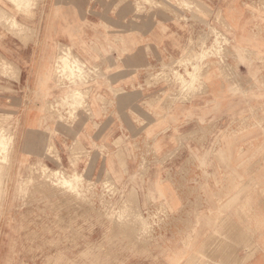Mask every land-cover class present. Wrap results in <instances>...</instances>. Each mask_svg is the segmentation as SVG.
<instances>
[{
	"label": "crops",
	"instance_id": "1",
	"mask_svg": "<svg viewBox=\"0 0 264 264\" xmlns=\"http://www.w3.org/2000/svg\"><path fill=\"white\" fill-rule=\"evenodd\" d=\"M198 1L208 10H223L229 24L246 25L243 3L251 0ZM144 8L139 10V0H0V114L17 115L19 135L43 138L42 152L46 151L45 138L52 137L69 168L76 160L72 147L82 146L79 168L91 171L99 181L106 178L107 170L120 176V158L127 154L130 184H142L137 172L148 169L145 184L163 185L169 202H176L179 208L202 200L200 214L209 220L217 198L210 192L199 195L182 193L184 190L177 195L169 185L197 187L193 179L203 169L226 170V177L242 182V191L226 198L232 208V230L226 232L239 242V234L248 233L251 222L264 224L260 203L252 216H239L250 208L251 201L263 200L260 193L249 190V145L243 140L216 142V135L228 132V123L238 118L239 113L232 110L239 100L195 96L172 101L161 96L159 84L149 87V71L185 56L180 48L188 38L184 26L193 22L176 19L148 3ZM182 12L191 17L188 11ZM208 18L215 23L213 13ZM237 31L242 41L252 40L246 31ZM65 54L79 60L84 77L65 73L61 68ZM201 65V61L195 63L193 69ZM179 78L182 87L191 80L182 72ZM192 78L193 82L197 79ZM74 89L76 101L68 100ZM64 97L73 106L86 103L73 113L74 119L68 110L64 118L48 111L49 102ZM214 100L219 104L217 113L210 107ZM29 143L23 141L22 145ZM205 223L195 230L201 240L211 232V225Z\"/></svg>",
	"mask_w": 264,
	"mask_h": 264
},
{
	"label": "rangeland",
	"instance_id": "2",
	"mask_svg": "<svg viewBox=\"0 0 264 264\" xmlns=\"http://www.w3.org/2000/svg\"><path fill=\"white\" fill-rule=\"evenodd\" d=\"M146 3L170 12L176 19L193 22L184 26L188 38L180 48L185 56L149 71L146 84L149 87L159 84L161 96L172 101L195 96L239 100L232 110L239 113L238 118L228 123V132L220 131L216 135V142L243 140L249 145V190L260 193L263 200L251 201L250 208L239 216H252L259 203L264 210V0L243 3L244 29L229 24L220 8L208 10L198 0H139L140 11ZM182 11H188L191 17ZM212 13L215 23L211 24L208 17ZM237 28L249 33L252 40L242 41ZM216 38L222 50L213 51ZM200 61L202 65L194 70L193 65ZM61 68L72 77L85 74L79 60L68 54L62 56ZM188 69L192 70L191 74ZM180 72L186 79L197 78L189 91L182 88ZM62 78L65 79V74ZM211 102H215L210 106L212 112H219L218 101ZM57 103L51 101L48 111L64 118L68 110L72 119L76 117L73 113L86 105L83 101L75 106L69 102ZM16 116L0 114L3 134L0 135L3 160H0L3 164L0 162V173L5 174L6 188L0 206V264H264V224L251 222V230L239 234V242L226 232L232 228V208L226 198L229 193L242 191V182L238 184L235 178L226 177V170L203 169L200 177L193 179L197 187L169 185L177 195L179 190H184L182 193L199 195L210 192L217 198V207L211 210L209 220L200 214L202 200L188 208H179L176 202H169L163 185L145 184L148 169L137 172L142 184H130L132 174L127 167V154L120 155L123 166L120 176L115 177L107 170L108 182L99 181L87 169L80 170L78 150L81 148L76 145L72 147L76 158L73 168L64 166L52 137L45 138L46 151L42 152L40 143L44 139L32 134L19 135L21 125ZM23 141L30 143L23 146ZM2 145L8 149L7 153ZM61 171L72 178L74 174L81 176L77 189L74 182L68 188L62 184ZM168 172L172 174V170ZM203 223L211 225V232L201 240L195 230Z\"/></svg>",
	"mask_w": 264,
	"mask_h": 264
},
{
	"label": "bare ground",
	"instance_id": "3",
	"mask_svg": "<svg viewBox=\"0 0 264 264\" xmlns=\"http://www.w3.org/2000/svg\"><path fill=\"white\" fill-rule=\"evenodd\" d=\"M206 10V9H205ZM17 25V24H16ZM21 29V28H20ZM213 45H212V49H213V51L215 50V49H217V50H220L221 49V46H220V40H219V38H216V40L214 41V43H212ZM222 50V49H221ZM230 66V65H229ZM76 67V66H75ZM63 79V78H62ZM181 79V78H180ZM184 81V80H183ZM194 80H193V78H191V80L190 81H188V82H186V86H183L182 88H183V90L184 91H189L188 89H191V87L193 86V84H194V82H193ZM181 91V89L179 90V92ZM182 92V91H181ZM70 93V92H69ZM188 94H190V93H188ZM78 95L76 94V91H75V89H74V93H73V96H72V99H74L75 97H77ZM67 97V96H66ZM66 97H64L63 99H62V101H59L58 103L59 104H61V103H64V104H67V98ZM75 100V99H74ZM76 101V100H75ZM50 103V102H49ZM57 103V104H58ZM76 103V102H75ZM52 105V104H51ZM55 108V107H54ZM49 110V109H48ZM54 111V110H53ZM60 111V110H59ZM59 115V114H58ZM0 129H2V128H0ZM6 131V130H5ZM2 133H0V135H1ZM7 134H8V132H7ZM3 135V134H2ZM5 135V134H4ZM8 136V135H7ZM1 137V136H0ZM10 137V136H9ZM14 137V136H13ZM12 138V137H11ZM11 138H9L10 140H11ZM4 139V138H3ZM7 139V138H6ZM7 141H8V139H7ZM11 142V141H10ZM74 142V141H73ZM13 143V142H12ZM2 144H4V143H2ZM7 144V143H6ZM6 144H5V146H6ZM51 145H54V144H51ZM77 145V144H76ZM79 145H81V144H79ZM4 146V147H5ZM8 146V145H7ZM6 146V147H7ZM9 146H12V145H9ZM8 146V147H9ZM0 147H1V144H0ZM2 147H3V145H2ZM4 147H3V149H4ZM49 147V146H48ZM51 147V146H50ZM79 147V146H78ZM77 147V148H78ZM73 148H74V146H73ZM83 147L81 146V149H82ZM1 149V151H2V148H0ZM10 149V148H9ZM12 149V148H11ZM79 149V148H78ZM78 149H74V150H78ZM6 150V148L3 150V151H5ZM7 151H8V149L6 150V153H7ZM9 153V152H8ZM11 153V152H10ZM50 153V152H49ZM72 153V152H71ZM80 153V152H79ZM76 154V153H75ZM7 155H9V154H7ZM74 155V154H73ZM11 156V155H10ZM71 156H72V154H71ZM118 156V155H117ZM1 157H2V155H1ZM8 158V157H7ZM1 160V159H0ZM10 160V159H9ZM2 162H3V160H1ZM0 161V162H1ZM2 162H1V164H2ZM5 163V162H4ZM3 165V164H2ZM7 165V164H6ZM42 165H46V164H42ZM1 168H2V166H0ZM4 167V166H3ZM2 170V169H1ZM6 170V169H5ZM58 170V169H57ZM56 171V170H55ZM54 171V172H55ZM62 172V171H61ZM4 173H6V172H4ZM58 174H59V172H58ZM57 174V175H58ZM62 176H63V178L61 177L60 179H62V184L65 186V187H69L70 186V184H71V182H74L75 183V187H76V189H77V182H78V180H81V176L79 175V174H74V176H73V178L70 176H68V174L66 173V172H62ZM4 178H5V174H3V173H0V206H1V202H2V197H3V194H4V191L6 190V188H5V183H4ZM22 178V177H21ZM106 179H107V177H106ZM105 179V180H106ZM74 180V181H73ZM107 180H109V178L107 179ZM106 180V181H107ZM60 181V180H59ZM111 181V180H110ZM61 182V181H60ZM91 182V181H90ZM108 182V181H107ZM93 184V183H92ZM91 184V185H92ZM109 184V183H108ZM114 185V184H113ZM111 186V185H110ZM89 187V186H88ZM79 188V187H78ZM71 189V188H70ZM130 197H132L131 195H130ZM128 198V197H127ZM126 198V199H127ZM131 199V198H130ZM5 200V199H4ZM130 201V200H129ZM241 203V202H240ZM239 206V205H238ZM244 206V205H243ZM166 209V208H165ZM0 213H1V207H0ZM218 219V218H217ZM148 224V223H147ZM142 225H144V224H142ZM152 227V226H151ZM151 229V228H150ZM232 230V229H231ZM234 231V230H233ZM216 235H218V234H216ZM225 238V237H224ZM235 238V237H234ZM219 240V239H218ZM229 241V240H228ZM220 243L221 244H224V242L222 243L221 241H220ZM219 243V245H221ZM212 244H215V243H212ZM216 244H218V243H216ZM219 245H218V247H219ZM226 245V244H225ZM215 246V245H214ZM223 246V245H222ZM227 246H228V244H227ZM226 246V247H227ZM224 247V246H223ZM244 248V247H243ZM225 249V248H224ZM216 251H219V249L218 250H216ZM222 251V250H221ZM252 251V250H251ZM224 254V253H223ZM227 254V253H226ZM225 256V255H224ZM249 257V256H248Z\"/></svg>",
	"mask_w": 264,
	"mask_h": 264
}]
</instances>
